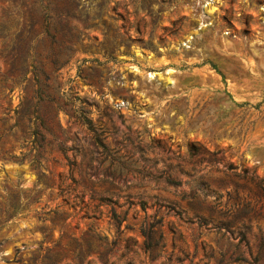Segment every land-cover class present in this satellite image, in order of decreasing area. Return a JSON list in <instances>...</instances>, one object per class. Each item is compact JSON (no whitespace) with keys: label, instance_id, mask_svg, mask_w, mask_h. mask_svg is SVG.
Instances as JSON below:
<instances>
[{"label":"rangeland","instance_id":"obj_1","mask_svg":"<svg viewBox=\"0 0 264 264\" xmlns=\"http://www.w3.org/2000/svg\"><path fill=\"white\" fill-rule=\"evenodd\" d=\"M0 264H264V0H0Z\"/></svg>","mask_w":264,"mask_h":264}]
</instances>
